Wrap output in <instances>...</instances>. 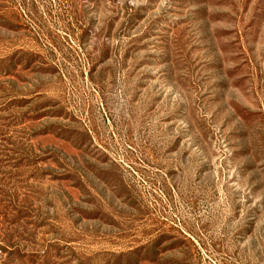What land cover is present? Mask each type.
I'll return each mask as SVG.
<instances>
[{"label": "rangeland", "instance_id": "1", "mask_svg": "<svg viewBox=\"0 0 264 264\" xmlns=\"http://www.w3.org/2000/svg\"><path fill=\"white\" fill-rule=\"evenodd\" d=\"M0 264H264V0H0Z\"/></svg>", "mask_w": 264, "mask_h": 264}]
</instances>
